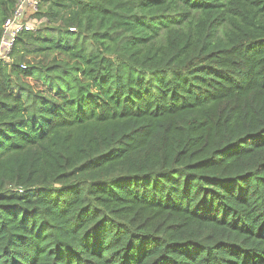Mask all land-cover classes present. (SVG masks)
Wrapping results in <instances>:
<instances>
[{
  "label": "trees",
  "instance_id": "1",
  "mask_svg": "<svg viewBox=\"0 0 264 264\" xmlns=\"http://www.w3.org/2000/svg\"><path fill=\"white\" fill-rule=\"evenodd\" d=\"M35 17L0 63V264H264V0Z\"/></svg>",
  "mask_w": 264,
  "mask_h": 264
},
{
  "label": "built area",
  "instance_id": "2",
  "mask_svg": "<svg viewBox=\"0 0 264 264\" xmlns=\"http://www.w3.org/2000/svg\"><path fill=\"white\" fill-rule=\"evenodd\" d=\"M41 4L42 0H18L13 15L3 26L0 39V63L13 61L12 53L22 34L40 30L42 20L35 17V14L39 11Z\"/></svg>",
  "mask_w": 264,
  "mask_h": 264
},
{
  "label": "rangeland",
  "instance_id": "3",
  "mask_svg": "<svg viewBox=\"0 0 264 264\" xmlns=\"http://www.w3.org/2000/svg\"><path fill=\"white\" fill-rule=\"evenodd\" d=\"M46 22L47 21L45 19H42V24L40 25V29L45 27Z\"/></svg>",
  "mask_w": 264,
  "mask_h": 264
}]
</instances>
